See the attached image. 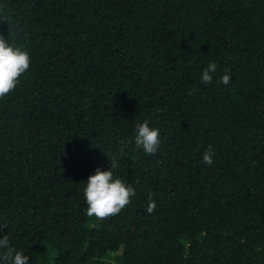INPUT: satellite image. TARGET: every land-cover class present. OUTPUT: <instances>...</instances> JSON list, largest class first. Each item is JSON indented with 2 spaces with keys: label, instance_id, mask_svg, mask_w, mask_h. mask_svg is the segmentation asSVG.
<instances>
[{
  "label": "trees",
  "instance_id": "1",
  "mask_svg": "<svg viewBox=\"0 0 264 264\" xmlns=\"http://www.w3.org/2000/svg\"><path fill=\"white\" fill-rule=\"evenodd\" d=\"M0 37L30 57L0 98V238L29 264H264V0H0ZM113 155L135 195L98 221Z\"/></svg>",
  "mask_w": 264,
  "mask_h": 264
},
{
  "label": "clouds",
  "instance_id": "2",
  "mask_svg": "<svg viewBox=\"0 0 264 264\" xmlns=\"http://www.w3.org/2000/svg\"><path fill=\"white\" fill-rule=\"evenodd\" d=\"M30 66V57L27 51L20 47L10 46L3 37H0V98L12 92L19 78ZM215 62H210L201 73V83L210 84L213 81L211 73L216 71ZM229 74L219 78L218 83L227 86L230 83ZM159 130L150 128L147 122L136 125L134 144L137 149L142 148L146 154H154L159 146ZM120 154H124V146H121ZM214 152L209 147L203 153V162L211 165ZM110 168L107 171L95 170L90 175L83 189L84 200L87 205L86 215L103 221L118 214L129 203L130 198L135 195V189L126 185L120 178H115L113 169L119 167L117 157L112 156ZM156 207L154 201L149 198L146 211L151 214ZM0 264H29V257L9 246L7 235L0 238Z\"/></svg>",
  "mask_w": 264,
  "mask_h": 264
}]
</instances>
